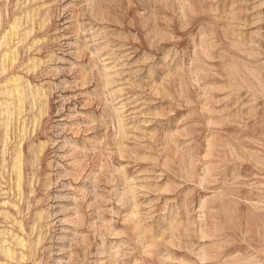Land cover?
Masks as SVG:
<instances>
[{"label": "rangeland", "instance_id": "rangeland-1", "mask_svg": "<svg viewBox=\"0 0 264 264\" xmlns=\"http://www.w3.org/2000/svg\"><path fill=\"white\" fill-rule=\"evenodd\" d=\"M0 264H264V0H0Z\"/></svg>", "mask_w": 264, "mask_h": 264}]
</instances>
